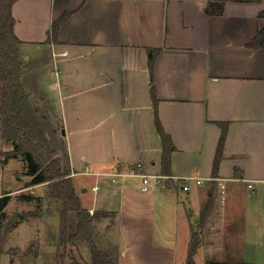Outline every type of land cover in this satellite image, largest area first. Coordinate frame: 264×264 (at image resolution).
<instances>
[{"label":"crops","instance_id":"obj_1","mask_svg":"<svg viewBox=\"0 0 264 264\" xmlns=\"http://www.w3.org/2000/svg\"><path fill=\"white\" fill-rule=\"evenodd\" d=\"M222 2V14L208 13L210 3L217 10ZM263 12L264 0L14 4L22 84L83 208L106 214L93 223L95 243L107 252L119 248L114 264H185L191 229L198 226L214 183L215 210L195 257L251 264L245 259L251 245L252 256L264 259L250 234L264 250V43L258 50L250 47L264 28ZM67 13L57 42H48L53 22ZM149 50H160L154 67L159 116L176 146L169 176L162 175ZM220 122L229 127L224 159L213 178ZM15 148L0 133L3 177L13 174L12 188L22 177L29 182L23 190L47 186L31 185L24 156L5 160L1 153ZM14 165L20 167L13 170ZM18 172L25 173L19 180ZM187 177L201 182L192 179L184 190L179 181ZM12 190L3 194L9 202ZM38 197L44 199L43 220L49 222L56 211L58 227H43L42 237L33 240L41 246L35 256L6 252L0 264L37 262L52 247V263L59 261L61 202L52 200L54 210L49 197ZM74 254L81 263L90 261L88 246Z\"/></svg>","mask_w":264,"mask_h":264},{"label":"trees","instance_id":"obj_2","mask_svg":"<svg viewBox=\"0 0 264 264\" xmlns=\"http://www.w3.org/2000/svg\"><path fill=\"white\" fill-rule=\"evenodd\" d=\"M18 0H0V118L1 136L16 144L13 151L2 152L5 160L24 156L27 163V175L32 176L31 185L47 183L46 195L61 202L60 242L58 260L65 264L67 258L73 257L74 250L81 247L90 248V261L78 262L74 257V264H111L113 255L98 248L95 243L93 223L106 216L103 213L91 214L84 209L76 193L70 172L65 170L61 158L49 146L47 137L40 125L32 107L29 96L22 84L23 67L20 56V39L15 33L16 19L13 16V6ZM235 2H261L262 0H232ZM226 2L217 5L210 3L207 11L210 15L222 14ZM70 13L63 15L52 24L48 42H57L61 26L68 20ZM264 17V12L260 14ZM264 43V28L261 29L255 40L250 44L258 50ZM149 69L151 83V97L154 109L156 129L162 143V175H171L172 154L176 146L172 137L165 131L159 116V100L154 83L155 61L160 50H149ZM222 133L217 146L213 162V178H218L220 163L224 159V146L228 133V122L219 123ZM216 183L209 193L206 206L201 212L198 230L191 229V239L186 264H197L195 256L201 247V232L207 227L216 206ZM10 197L5 195L0 198V212L8 205ZM29 213L28 216H33ZM115 255L118 249H114ZM3 246L0 244V256ZM207 264H218L207 262Z\"/></svg>","mask_w":264,"mask_h":264},{"label":"rangeland","instance_id":"obj_3","mask_svg":"<svg viewBox=\"0 0 264 264\" xmlns=\"http://www.w3.org/2000/svg\"><path fill=\"white\" fill-rule=\"evenodd\" d=\"M1 121V118H0ZM20 165V164H19ZM18 165V166H19ZM18 166L15 167V165L13 166V170L17 169ZM20 167V166H19ZM20 169V168H19ZM21 171V169H20ZM25 173L24 172H18L16 173L17 179L19 180V177H22ZM5 177H3V172H2V165H1V160H0V198L3 197L5 194L4 191H10L11 189H13V193H12V198L10 200V202H8V205L5 207L3 212H0V244L3 246V253H10V254H14V255H24L29 256H35V252L39 253L40 252V245L37 246V241H33L35 239H37V237L40 236V238L42 237L43 234V229L44 228H49L50 230H56V228L58 227V222L56 220V211L50 213V221L46 222L45 220L48 219L46 217H44L43 220V215H41L40 210L41 208L44 206V199L38 197L39 195H44L45 197L48 198V196L46 195L47 192V186H41V188H30L27 190H23L22 188L29 184V182L27 181V178L22 177L20 179V181L15 182L16 186L14 188L12 185V181H13V174L12 173H5L4 174ZM2 179H4V182H2ZM8 182V184H6ZM3 183V184H2ZM40 187V186H39ZM43 187V188H42ZM41 189V190H40ZM53 199L50 198V203L51 206L54 207V201H52ZM54 210L56 209V207L53 208ZM52 209V210H53ZM57 210V209H56ZM42 212L44 213V211L42 210ZM29 213H34L33 216H28ZM38 215V216H37ZM41 215V216H40ZM42 218L41 221H39L40 219L37 218ZM36 218V219H34ZM57 222V224H56ZM41 223V225H40ZM47 223H49V226L46 225ZM60 223V220H59ZM44 227V228H43ZM194 228L196 230H198V226L195 225ZM94 231V229H93ZM199 231V230H198ZM200 233V231H199ZM250 234L252 235V243L256 244V246L261 249L264 253L263 248L259 245L258 241H257V235L255 233H253V231H250ZM94 237H95V231H94ZM95 239V238H94ZM30 242V243H29ZM105 245V244H103ZM115 249L119 251V248L115 247ZM104 249H102L103 251ZM84 251V248H82V252ZM107 252V251H104ZM47 255H44V257H42L40 260H38L37 262H34L33 260L28 263V264H54L52 263V257L53 254L55 253L54 248H50L47 250ZM109 253H113V257H114V261L112 262V264H114V262H117V255H115V251H113V249H111V251ZM256 253L255 251V246H251V245H247L246 248V257L245 259L247 260L248 263H256V264H264V259L260 258V256L258 257H253L252 255H254ZM1 254V255H2ZM77 256V254H74ZM73 257L79 262L78 258L76 256ZM87 258L89 257V255H87ZM73 257L67 258L65 260V264H74V260ZM1 258V256H0ZM196 258V257H195ZM90 259V258H89ZM88 259V260H89ZM6 260V258H5ZM57 260V259H56ZM197 261V264H207V261L204 259L203 255L201 254L199 256V258L195 259ZM23 262V260H22ZM21 262V264H23ZM54 262H55V258H54ZM2 264H5V261L2 262ZM57 264H60L59 261L57 262ZM186 264V263H185Z\"/></svg>","mask_w":264,"mask_h":264},{"label":"built area","instance_id":"obj_4","mask_svg":"<svg viewBox=\"0 0 264 264\" xmlns=\"http://www.w3.org/2000/svg\"><path fill=\"white\" fill-rule=\"evenodd\" d=\"M136 173H137V169L136 168H132L130 174L134 175ZM144 179H145V183H148L147 176H144ZM192 179L196 180L198 183L201 182V180L199 178H197V177H187V178L180 179L179 184L181 185V187L184 190H188L190 188L189 187L190 180H192ZM146 189H148V187H146Z\"/></svg>","mask_w":264,"mask_h":264}]
</instances>
